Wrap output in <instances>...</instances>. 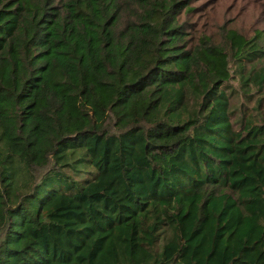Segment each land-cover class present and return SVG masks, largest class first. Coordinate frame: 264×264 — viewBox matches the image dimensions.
I'll list each match as a JSON object with an SVG mask.
<instances>
[{
	"label": "trees",
	"instance_id": "trees-1",
	"mask_svg": "<svg viewBox=\"0 0 264 264\" xmlns=\"http://www.w3.org/2000/svg\"><path fill=\"white\" fill-rule=\"evenodd\" d=\"M212 1L0 0V264H264V32Z\"/></svg>",
	"mask_w": 264,
	"mask_h": 264
},
{
	"label": "rangeland",
	"instance_id": "rangeland-1",
	"mask_svg": "<svg viewBox=\"0 0 264 264\" xmlns=\"http://www.w3.org/2000/svg\"><path fill=\"white\" fill-rule=\"evenodd\" d=\"M208 6L213 12L218 21L231 19L229 22L239 32L252 34L255 30H263L264 32V0H216ZM198 2L195 3L197 5ZM195 16L192 21H195ZM198 21H202L201 18ZM233 87L231 107L238 105H248L251 107L253 102L247 101L242 95V89L239 86L237 78L233 77L230 81ZM76 176L83 177L81 173H76Z\"/></svg>",
	"mask_w": 264,
	"mask_h": 264
}]
</instances>
